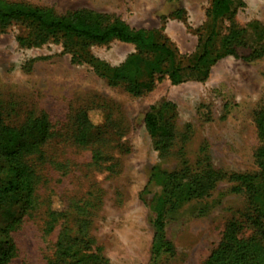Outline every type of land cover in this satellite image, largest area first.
Returning a JSON list of instances; mask_svg holds the SVG:
<instances>
[{"label": "rangeland", "instance_id": "1", "mask_svg": "<svg viewBox=\"0 0 264 264\" xmlns=\"http://www.w3.org/2000/svg\"><path fill=\"white\" fill-rule=\"evenodd\" d=\"M213 1L7 0L55 18L83 11L145 30L182 69L173 83L168 66L156 70L158 54L133 44L68 40L27 21L0 25V126L41 120L51 134L46 163L37 162L38 206L14 233L10 264H50L65 238L89 264H207L232 223L264 261V181L251 180V191L240 179L260 173L264 53L245 61V40L264 44V0H231L218 32L243 31L239 58L219 60L207 76L191 69L214 27ZM129 61V79L114 84ZM155 106H164V149L145 124ZM49 209L60 213L51 233Z\"/></svg>", "mask_w": 264, "mask_h": 264}, {"label": "trees", "instance_id": "2", "mask_svg": "<svg viewBox=\"0 0 264 264\" xmlns=\"http://www.w3.org/2000/svg\"><path fill=\"white\" fill-rule=\"evenodd\" d=\"M231 0H214L211 16L214 27L204 44L203 51H199L195 57L194 67L191 70L210 73V69L219 60L233 56L239 58L237 50L241 41L237 36L243 31H236L220 38L218 30L219 21L231 16ZM100 16L89 12H76L69 17L55 18L50 12L39 8H29L0 0V25L7 26L13 22L27 21L35 25L40 32L47 35H62L66 39H82L93 44L104 45L113 41L133 44L139 54H158L156 70L168 66L172 71L168 72L173 83H180L182 69L175 65V54L165 44L157 42L150 32L134 30L123 22L103 24ZM233 32V33H232ZM246 33V31H245ZM245 61L257 60L264 53V44L255 38L250 45L245 40ZM132 61L113 75V83L129 79L125 73ZM153 75V74H152ZM151 89L150 84L146 86ZM141 92V91H139ZM163 107H152L147 114L145 124L148 132L153 137H159L160 146L167 147V136L163 124ZM257 129L260 142L254 157L260 171L257 176L240 177L248 184L247 190H254L251 180L264 181V109L257 113ZM51 134L44 121L29 120L19 130L0 126V264H10L17 256V246L14 233L24 224L27 218H31L38 206L37 189L42 176L38 170L37 162H45L44 144L50 140ZM83 124L78 126L77 141L83 144ZM46 163V162H45ZM256 194V192H254ZM48 232H52L60 217V213L49 209ZM236 223H232L226 233L219 251L212 255L207 264H264L258 248L251 243L240 239L237 235ZM162 229V223H159ZM77 242V240H75ZM59 250L56 260L50 264H89L85 260L81 250L74 247L71 240L59 241Z\"/></svg>", "mask_w": 264, "mask_h": 264}]
</instances>
